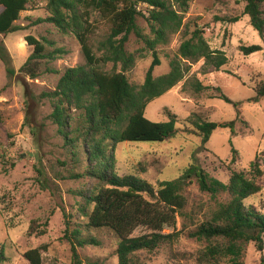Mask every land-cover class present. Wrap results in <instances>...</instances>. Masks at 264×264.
<instances>
[{
    "label": "rangeland",
    "instance_id": "rangeland-1",
    "mask_svg": "<svg viewBox=\"0 0 264 264\" xmlns=\"http://www.w3.org/2000/svg\"><path fill=\"white\" fill-rule=\"evenodd\" d=\"M48 0H30L29 10L22 12L17 25L24 30L0 35L9 58L8 67L0 59V245L5 247L7 261L3 264H31L25 253L41 248L42 264H72V244L66 234L80 228L84 235L97 244L77 246L82 264H118L119 240L109 229L89 230L88 218L80 212V192L85 179L73 176V166L66 165L63 140L48 116L51 103L41 98L44 91L55 89L67 68L87 66L79 38L73 32L61 33L50 23L35 24L46 18ZM245 0H189L185 10L176 6L183 16L181 30L157 52L161 65L155 68L158 77L170 71V62L179 57L181 44L198 28L214 50L225 51L228 63L220 69L209 67L202 59L198 62L183 60L184 79L163 96L151 102L146 117L154 122L168 121V111L177 115L178 134L165 142H125L117 148V167L120 175L134 174L155 185L159 181L177 178L192 163V157L211 176L227 183L229 166L237 150L236 170L251 171V163L259 157L264 171V97L259 103L251 101L264 83V50L246 56L240 46L261 45L264 38L244 15ZM141 8H146L141 5ZM239 16L237 23L222 19ZM90 44L96 56L98 42L110 32V24L98 12L91 16ZM138 25L150 33L145 18ZM47 45L66 51L64 56L46 63L37 78L20 72L21 66L33 53L25 40L28 36ZM53 43V46L50 44ZM136 53L135 66L127 73L133 85H141L153 61V53L131 35L127 44ZM15 70L10 75L7 68ZM49 68L58 72L49 71ZM109 72L112 63L100 67ZM120 66L117 67V70ZM198 80L209 89L195 91L192 83ZM220 87L232 101L240 104L241 116L236 121L235 133L218 128L210 141L201 145V137L192 125L191 116L222 123L236 120L237 108L216 95ZM262 191L249 198L246 205H255L264 214V175L259 180ZM187 206L177 216L181 235L176 242L163 243L154 252L140 255L144 264H199L198 256L207 242L190 236L197 226L217 209L210 195L200 191L196 182L185 189ZM264 251H257L254 243L247 248L246 264H261Z\"/></svg>",
    "mask_w": 264,
    "mask_h": 264
},
{
    "label": "trees",
    "instance_id": "trees-1",
    "mask_svg": "<svg viewBox=\"0 0 264 264\" xmlns=\"http://www.w3.org/2000/svg\"><path fill=\"white\" fill-rule=\"evenodd\" d=\"M222 2L223 0H214ZM244 15L264 38V0H245ZM30 0H0V35L24 30L16 24L21 13L28 11ZM145 5L146 8H141ZM189 0H48V16L39 18L35 24H53L63 34L73 32L82 45L87 66L67 68L63 71L55 89L44 91L41 98L51 103L48 118L57 127L63 140L66 165L73 166V176L85 179L86 186L80 192V212L88 218L89 230L109 229L118 238L116 250L118 264H144L140 255L152 253L163 243L176 242L181 231L177 229V216L187 206L185 189L196 182L200 191L215 200L217 209L206 217L190 233L191 237L207 242L199 254V264H246L247 248L254 243L257 251H264V214L246 201L259 194V180L264 171L259 157L251 163V171L236 170L237 150L229 166L227 183L211 176L192 157V163L175 179L159 181L157 185L134 174L120 175L117 167V148L125 142H165L178 134L177 115L168 111L169 120L154 122L146 117L148 105L180 83L186 74L183 60L198 62L220 69L228 63L223 50H214L205 39V33L196 26L192 36L179 48V57L170 62V71L155 77V68L161 65L157 52L159 46L167 45L173 35L183 26V16L178 8L185 10ZM98 12L110 24L109 34L98 42L101 53L96 56L90 44L91 16ZM146 19L150 33L138 25V18ZM237 23L239 16L222 19ZM131 35L153 53V61L143 84L133 85L127 73L135 66L137 55L127 49ZM33 47V53L21 66L20 72L37 78L42 63L64 56L66 51L53 50L34 36L25 38ZM53 46V43H50ZM246 56L263 51L261 45L240 46ZM0 59L9 65V58L0 45ZM112 63V71L100 67ZM120 69L117 70V67ZM10 75L15 70L7 68ZM49 71H54L49 68ZM55 73H58L54 71ZM192 85L195 91L209 89L198 80ZM219 98L234 104L236 120L216 123L204 120L196 114L191 116L192 125L205 146L218 128H228L235 133L236 121L241 116L240 104L232 101L220 87ZM264 97V83L251 99L259 103ZM72 244V264H82L77 246L97 244L94 238L84 235L80 228H67ZM41 248L25 253L31 264H42ZM7 261L5 247L0 245V264ZM264 264V256H261Z\"/></svg>",
    "mask_w": 264,
    "mask_h": 264
}]
</instances>
